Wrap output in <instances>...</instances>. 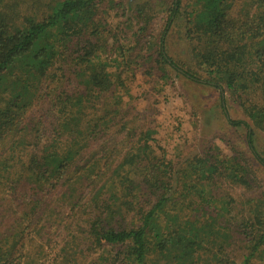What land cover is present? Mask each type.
<instances>
[{
	"label": "trees",
	"instance_id": "obj_1",
	"mask_svg": "<svg viewBox=\"0 0 264 264\" xmlns=\"http://www.w3.org/2000/svg\"><path fill=\"white\" fill-rule=\"evenodd\" d=\"M105 1L0 0V264H264V194L215 188H253L248 160H169L129 88L150 64L216 88L264 168V0H192L189 63L167 46L182 0L151 34L154 0L115 3L127 39Z\"/></svg>",
	"mask_w": 264,
	"mask_h": 264
},
{
	"label": "rangeland",
	"instance_id": "obj_2",
	"mask_svg": "<svg viewBox=\"0 0 264 264\" xmlns=\"http://www.w3.org/2000/svg\"><path fill=\"white\" fill-rule=\"evenodd\" d=\"M123 1L128 3L138 0ZM191 1L182 0L181 20L167 41L172 57L185 63L192 59L189 42L185 39L186 27L191 19ZM118 2L120 0H106L101 6V13L109 24L119 25L123 29L121 37L127 39L140 26L131 20L132 10L127 5L125 10L116 6ZM154 2L156 17L148 30L150 34L157 33L167 17V3L164 0ZM151 66L137 68V75L129 88L132 102L156 131L161 153L174 163H182L184 168L188 166V159L198 154L205 157L220 152L227 156H244L254 170V187L246 189L219 182L215 185L217 193H232L238 202L251 195L257 197L264 194V168L247 149L246 130L242 127L231 128L226 123L218 90L183 78L173 71L162 76L149 68ZM227 104L232 117H246L238 103L228 99ZM256 146L264 156V134L260 132L256 137ZM237 247L233 246L231 252L236 253Z\"/></svg>",
	"mask_w": 264,
	"mask_h": 264
}]
</instances>
